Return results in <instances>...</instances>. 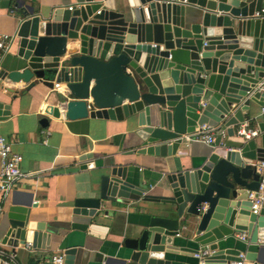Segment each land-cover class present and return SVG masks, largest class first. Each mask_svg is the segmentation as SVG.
I'll return each mask as SVG.
<instances>
[{
  "label": "water",
  "instance_id": "1",
  "mask_svg": "<svg viewBox=\"0 0 264 264\" xmlns=\"http://www.w3.org/2000/svg\"><path fill=\"white\" fill-rule=\"evenodd\" d=\"M75 2L46 14L15 4L21 19L17 60L12 69H0V84L34 77L48 88L62 84L46 115L128 119L135 124L134 151L170 156L196 127L222 124L232 136L250 102L262 105L264 0H126L116 8L103 6V0ZM216 23L223 28H213ZM219 39L245 48L234 52L242 62L229 61L226 72L228 55L220 57ZM9 114V104L0 99V119ZM39 123L46 126L47 116ZM261 161L264 146L254 139L212 147L187 168L168 173L162 195L136 184L127 166L104 164L97 192L58 208L49 220L104 238L107 205L142 200L158 205L123 240L129 262L171 264L168 256L178 254L195 258L184 264H228L243 253L252 264H264V202L254 212L249 198L259 186ZM38 207L29 195L0 208V244L15 252L26 243L37 247L41 238L48 247L52 225ZM242 232L248 242L240 248L231 242ZM76 249L65 248L63 264H74Z\"/></svg>",
  "mask_w": 264,
  "mask_h": 264
},
{
  "label": "crops",
  "instance_id": "2",
  "mask_svg": "<svg viewBox=\"0 0 264 264\" xmlns=\"http://www.w3.org/2000/svg\"><path fill=\"white\" fill-rule=\"evenodd\" d=\"M19 1L32 5L42 14L56 6H76L75 0H0V36L10 38L7 47L0 49V69H12L13 62L17 60L15 33L21 19L15 4ZM125 3L126 0H103V6L108 8H116ZM191 8L201 12L199 7ZM213 28L220 30L223 27L217 26L216 23ZM221 36L223 35L220 32L217 37ZM219 41L224 47L217 50L221 54L220 57L228 55L224 65L226 72L230 69L229 61H232L233 65L242 62V55L234 52L245 48L240 47L239 43H223L224 39ZM215 51L216 49L212 52ZM59 85L63 87L62 84ZM58 91L54 87L48 88L35 77L27 83L4 79L0 84V99L10 106V114L0 119V135L9 139L12 150L21 155L20 168L22 172L29 174L27 178L19 180L7 195L0 192V208H7L14 197L26 199L30 195L38 204L39 213L42 212L41 214L48 218L46 221L52 225L53 231L48 247L40 245L41 238L37 247L26 243L16 248L15 252L0 244V259L7 260L8 264H52V256L64 252L67 247L75 246L77 249L74 264H136L125 259L123 240L134 233L137 224L148 217L150 209L158 204L142 200L121 205L108 204L110 212L103 216L101 221L108 226L104 238L72 229L62 219H49L52 214H58V208L71 206L77 197L93 196L99 188L100 175L107 169L104 164L127 166L129 177L131 176L136 184L146 188L150 194L162 195L165 194L168 173L187 168L190 163L198 161L202 155L209 152L212 146L206 143L199 133L201 126L196 127V133L185 137L173 155L137 153L134 151L136 145L131 134L135 124L128 119L87 116L70 120L62 113L59 117L46 115L44 109L54 102L53 97ZM259 112L260 105L251 101L249 109L242 112L244 122L239 124L257 128L259 133L254 141L257 146H264V123ZM43 116L48 118L46 126L39 123ZM213 129L226 130L222 124ZM216 138L219 141L220 136L217 134ZM223 141L232 143L241 140L227 134ZM84 154H91V158L80 161L79 156ZM85 162H94L95 167L80 168ZM239 234L241 233L233 234L231 243L243 248L248 242V236L245 233L247 238L243 241L238 237ZM178 242L181 245L187 244L182 239ZM168 258L171 259V264L195 263V258L178 254L169 255ZM0 264L4 263L0 260Z\"/></svg>",
  "mask_w": 264,
  "mask_h": 264
},
{
  "label": "built area",
  "instance_id": "3",
  "mask_svg": "<svg viewBox=\"0 0 264 264\" xmlns=\"http://www.w3.org/2000/svg\"><path fill=\"white\" fill-rule=\"evenodd\" d=\"M69 8L71 9L72 6H69ZM8 41H10L8 36L1 35L0 49L6 48ZM54 88L59 91L62 90V87L58 83L54 84ZM259 91L262 96V105L260 106L259 114L262 117L264 123V81L260 84ZM199 133L201 134L203 140L212 147L225 144L223 138L226 137L227 134L226 130L224 129L214 131L212 127L203 125L199 130ZM258 133L259 130L257 128H250L246 124H238L234 127V136L239 138L241 141L254 139ZM217 134L220 136L219 141H217L216 138ZM21 160V155L12 150L9 139L0 135V192L3 195H7L9 192H11L14 189V185L19 180L29 176V174L22 172L20 168ZM256 171L260 176L259 186L257 190L251 191L249 193V198L252 202L251 208L254 212H256L264 202V161L257 163ZM238 237L243 241L247 238L245 233L239 234ZM64 257V252L59 253L55 256H52L51 262L52 264H63ZM0 260L2 263L8 264L7 260ZM198 264H202V262H199ZM228 264H252V262L246 259L243 253H240L238 260L231 261Z\"/></svg>",
  "mask_w": 264,
  "mask_h": 264
}]
</instances>
